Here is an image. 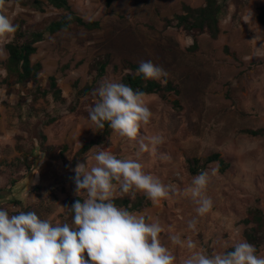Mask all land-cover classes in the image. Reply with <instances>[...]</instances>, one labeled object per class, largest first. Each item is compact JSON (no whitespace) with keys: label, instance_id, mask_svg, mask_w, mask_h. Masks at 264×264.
Returning <instances> with one entry per match:
<instances>
[{"label":"rangeland","instance_id":"obj_1","mask_svg":"<svg viewBox=\"0 0 264 264\" xmlns=\"http://www.w3.org/2000/svg\"><path fill=\"white\" fill-rule=\"evenodd\" d=\"M39 1L41 5L35 6L32 0H9L0 8L19 26L6 40L0 39V98L7 101L0 105V112L6 111L13 118L9 126L18 129L17 151L31 155L32 134H45L42 146L48 142L53 149L49 163L42 166L43 181L51 174L60 181L51 183L50 198L42 195L46 188L41 185L43 190L36 192L37 204L21 209L9 203L4 209L12 215L36 207L41 219L46 214L53 224H70L73 216L59 199L67 196L66 180L74 183L72 164L78 157L90 168L97 152L109 150L117 158L138 160L162 183L176 185L177 191L160 206H154L142 193L134 198L117 193L118 198L141 205L135 212L145 215L147 222L159 221L164 229L160 238L176 256V264H181L189 252L186 247L173 245L170 234L179 236L185 244L192 239L197 250L209 255L232 250L234 242L247 240V232L260 241L263 230L253 211L264 213V137L247 132L264 134V26L256 20L264 0H219L222 12L216 38L206 31L175 26L173 17L182 12L183 6L200 8L204 0H69L73 13L99 20L100 28L71 26L54 34L44 32L32 57L41 63L42 72L38 82L27 85L23 92L21 86H15L14 78L12 83L2 79L8 57L6 43L28 41L32 32L43 30L67 13L53 8L47 0ZM148 60L169 73L166 84L157 82L162 88L171 84L174 91L145 95L153 115L149 124L141 126L136 141L120 137L111 129L106 136L89 118L88 109L98 99L94 91L104 81L121 83L129 64ZM103 61L108 64L99 76L97 68ZM50 75L64 94L61 103L43 96L50 92ZM30 91L37 100L33 101ZM37 118H41L38 130L32 127ZM58 131L65 133L63 139L60 135L54 139ZM156 134L162 135L164 142L154 150L150 145L149 151H142L141 139ZM143 142L148 143L146 139ZM89 143L91 147L83 156L79 149ZM37 146L42 148L40 143ZM214 153L229 167L220 171L218 163L212 162L201 168L210 177L207 195L213 200V208L198 216L188 191L197 174L189 169L193 159L203 165ZM61 203L63 209L59 210ZM192 220L195 230L189 228ZM256 248L257 255L264 256V243Z\"/></svg>","mask_w":264,"mask_h":264},{"label":"clouds","instance_id":"obj_2","mask_svg":"<svg viewBox=\"0 0 264 264\" xmlns=\"http://www.w3.org/2000/svg\"><path fill=\"white\" fill-rule=\"evenodd\" d=\"M5 0H0V8ZM18 25L0 13V39L16 32ZM137 74L145 79L167 83L169 73L152 61H141ZM98 97L88 109L94 125L109 128L130 141H136L142 125L150 123L152 112L146 104V93L130 86L104 81L94 91ZM148 143H144V140ZM164 142L162 135L144 137L142 151ZM95 163H77L74 172L77 199L70 210L74 213L72 224H53L41 219L34 211H18L10 215L0 208V264H176V256L161 240L164 231L159 221L149 223L145 215L129 211L114 203L120 196L142 193L154 206H160L170 193L177 191L175 184H164L146 172L143 164L133 158L120 159L109 150L94 155ZM210 177L202 171L192 177L188 189L195 212L204 216L213 208L207 195ZM82 201V202H81ZM195 230V220L189 222ZM173 245L186 247L189 254L181 264H264V256L257 255L255 245L245 239L233 243L232 250L213 252L211 255L197 250L192 239L183 241L170 234ZM86 254V256H85Z\"/></svg>","mask_w":264,"mask_h":264},{"label":"crops","instance_id":"obj_3","mask_svg":"<svg viewBox=\"0 0 264 264\" xmlns=\"http://www.w3.org/2000/svg\"><path fill=\"white\" fill-rule=\"evenodd\" d=\"M37 1H39V0H37ZM34 5L35 6H40L41 3L39 1V4L38 5L37 4H34ZM69 7H70V3H69ZM183 7H187V6H183ZM183 7H182V12L180 14L175 15L173 17L174 20H175V26L178 27V28L184 27V26H181V25L178 24V19L176 18L178 15L180 16L181 14H183ZM220 8H221L220 11L222 12V6H220ZM192 9H195L196 10L197 8H192ZM70 11L72 12L71 8H70ZM221 12H219V15L217 17L218 18V23H219V18H220L219 16H220ZM64 15H62V16H64ZM62 16H60V17H62ZM78 17H80V16H78ZM80 18L83 19L85 22H97L98 23V26L96 28H93V29H87L85 27H81V28H84V29H87V30H96V29H99L100 28V21L99 20H97V19H84L82 17H80ZM73 26L74 27H79V26H75V25H73ZM45 28H46V26H45ZM45 28L43 30H39V31H44L45 33H48V32L45 31ZM65 30H67V29H65ZM205 31L210 35V33L207 30H204V32ZM17 33H19V30L17 31ZM219 33H220V31L218 32L217 36L219 35ZM48 34H50V33H48ZM217 36L213 37V36L210 35V37H212V38H216ZM43 37H44V34H43ZM42 40H43V38H42ZM41 41H39V42H37V43L34 44L35 47H36V52L34 54H32L31 57H30V61H31L32 64H34V63L40 64V69L38 71L37 76L34 79H28L27 81H25L23 83H20L17 80V75L12 74L8 70L7 61L4 62V65H3V66H5V68H4V71H5L4 74H5V76H3L2 79L3 78L4 79H7L8 83H12L11 82V78H14V81H15V84H16L15 86H21V87H19V89H21V90L23 89V92H25V90L27 88V85L29 86L32 83H37L38 82V78H39V76H40V74L42 72L41 71L42 70V65H41L40 62L32 60V57L37 53V50H38L37 49L38 48L37 47V44L40 43ZM9 43H11V42H9ZM9 43H6V45L9 44ZM6 45H5V51H6V54L8 56V52L6 50ZM2 62L3 61L0 60V66L2 65ZM102 64H104L105 65V68H106V66H107L108 63H107V61H103L98 66L97 70H99V67ZM130 65H136V66L139 67L138 64H133V63L132 64H129L128 65V69H129V72L128 73H132L131 68H130ZM1 75H3V74L0 73V80H1ZM52 77L55 79V77L52 76V75H50L47 78V80H49V84H50L49 85L50 86V92H48L50 94H48V93L45 92V94L43 96L49 95L51 97V99L55 103H61L63 101V99H64V96H63L64 94H62L61 89L58 87V84L56 82V79H55L54 82H55V85H56L55 89L58 90V94H57V96L54 94V90H53V88L51 86V81H50V79ZM148 80H150V79H148ZM153 81H155V80H153ZM2 82L0 81V86H2ZM29 95H30V97H32V96L34 97V100L33 101L37 100L34 95H31V91L29 92ZM33 97H32V99H33ZM3 102L6 103L7 101H4L3 98H0V105ZM175 103H177V102L175 101ZM15 105H16V103H15ZM31 108H32L33 111H35L33 109L34 106H32ZM2 113L3 114H1V112H0V208H4L5 205H7L9 203H13L14 205L19 206L21 209H24L23 206H26V204L30 207L31 205H33L34 203L37 202V200H38L37 199L38 198V194H36V192H37V190L40 189V186L41 185H43L46 188L45 192L41 191L42 192V195L45 198H47V197L50 198V196H49V191L50 190L49 189H50L51 183H53L55 185V182L56 183H59V181H60L59 178H56V179L53 178L52 177V174H51V177L48 175V180L45 179V181H43L44 180V176H43L44 171H42V170L44 168H42V166L43 165H46L47 162L49 161L48 159L52 157V154L50 155V152L53 149L52 148L53 146L50 147L49 143L46 142L45 147H43L42 144L45 141L43 135H45V134L42 133L43 135H41L40 132L36 131L34 134H32V138L33 139H29L30 142L33 143V147H32V150H31V152H32L31 155H29L27 152L17 151L15 149V144L17 142L16 137L18 135V129L17 128L14 129V127L12 128L11 126H9L10 124H13V118H11V116L8 113H6V111H3ZM46 114H47L46 111H43V116L46 117ZM24 119H26L25 116H24ZM9 120H11L12 123H8ZM22 121H23V119L21 117L20 118V122H22ZM40 122H41V118H37L35 120V122L32 124V127L35 128L36 130H38V128H39L38 125L40 124ZM37 123H38V125H37ZM256 131H258V130H256ZM58 135H60L61 136V139H63L65 133L58 131L55 134L54 139L57 140V138H59ZM261 135L264 137V134H261ZM261 135H257V136H261ZM35 141H37V142H35ZM37 143H40V146H42V148L39 147V146H37ZM8 144H12L13 145L12 146L13 149H10V148L7 149L6 146ZM84 145H82V147ZM82 147H80V149ZM63 148L65 149V146ZM80 149H79V151H80ZM84 154L85 153H83L82 155L84 156ZM77 163H83L82 162V159H80L78 157L76 158V160L72 164L73 169H75ZM58 168H60L59 167V164H58ZM49 171L51 173H53V170L52 171L49 170ZM45 173H47V172H45ZM66 181H67V183H65V184L68 185L67 190H66L68 192L67 193V196L65 198L62 197V199H59V200H64V203L63 204H64V206L66 205V207H68V213H70L71 216H74V213L70 210L71 206L73 205V203L77 199L83 200L84 197L83 196L78 197L77 195L74 194V192H72V191L75 190V183H73L72 180L70 181V183L68 182V180H66ZM55 187L57 189V186H55ZM40 190H43V188H41ZM62 195L63 194H61V196ZM117 198L118 197H116V199ZM121 198H125V197H121ZM51 199H53V198H51ZM55 203L58 205V201L55 202ZM63 204L61 203L59 205V207L56 206L57 209H59V210L63 209ZM35 210H36V207H32V211L35 212ZM128 210L131 211L130 209H128ZM137 210H133V212H135ZM42 215H43V216H41L42 218H44V219L47 218L46 217V214H42ZM72 220H73V217L71 219V223L70 224H72Z\"/></svg>","mask_w":264,"mask_h":264},{"label":"trees","instance_id":"obj_4","mask_svg":"<svg viewBox=\"0 0 264 264\" xmlns=\"http://www.w3.org/2000/svg\"><path fill=\"white\" fill-rule=\"evenodd\" d=\"M32 1L34 4H39V1L37 0ZM218 1L219 0H204V6L197 8L196 10L188 7H183V14L176 17L178 19V24L190 30H207L211 36H217L219 32L217 17L221 9ZM47 2L55 9L67 12L58 20L52 21L46 26L45 31L50 34L69 29L73 25L85 27L87 29H93L98 26L97 22H85L83 19L72 13L69 7V0H47ZM256 20L264 26V5L259 9ZM43 34L44 31H35L31 33L30 39L28 41H23L22 43L11 42L6 45V50L8 52V70L12 74L17 75V80L20 83H23L28 79H34L38 74L40 64H32L30 61V57L36 52V47L34 44L42 40ZM130 68L132 73L126 74L123 77L121 83L130 86L133 90H140L146 94H153L162 91H174L171 84H167L164 88H162V85L160 83L145 79L142 75L137 74V70L139 68L138 66L130 65ZM104 71L105 65L102 64L99 67L98 75L100 76L104 74ZM50 81L51 86L54 90V94L57 96L58 90L55 89V79L52 77ZM103 132L106 136L109 135L110 128L107 123H105ZM247 133L252 136H257L261 135L262 131H248ZM90 147L91 143L85 144L79 152L82 154L87 153ZM212 162H217L218 167L221 171H224L229 167V165L220 158V155L218 153H214L205 159L203 165H199V161L197 159H193L191 168L189 170L191 174H199L201 172V168ZM114 203L119 207L128 208L131 211L136 210L141 206L138 203H131L126 198H117L114 200ZM253 215L257 223L259 224L260 229L262 228L263 230L262 238L260 239V241H258L255 234H253L252 232H247L246 239L249 243L255 245L256 247H259L264 243V213H262L260 210H254Z\"/></svg>","mask_w":264,"mask_h":264}]
</instances>
